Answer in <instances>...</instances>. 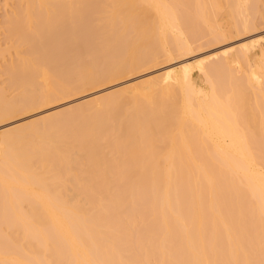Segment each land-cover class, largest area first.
I'll use <instances>...</instances> for the list:
<instances>
[{
  "label": "bare ground",
  "instance_id": "bare-ground-1",
  "mask_svg": "<svg viewBox=\"0 0 264 264\" xmlns=\"http://www.w3.org/2000/svg\"><path fill=\"white\" fill-rule=\"evenodd\" d=\"M261 1L7 0L29 49L0 45V124L251 33ZM212 59L0 132V264H264V46Z\"/></svg>",
  "mask_w": 264,
  "mask_h": 264
},
{
  "label": "rangeland",
  "instance_id": "rangeland-1",
  "mask_svg": "<svg viewBox=\"0 0 264 264\" xmlns=\"http://www.w3.org/2000/svg\"><path fill=\"white\" fill-rule=\"evenodd\" d=\"M18 1L19 0H9V3L10 4H15V2H18ZM6 5L9 6V4L7 3V0H0V26L3 27V28L5 27L3 25L4 24V22H3L4 21V17H6L7 16L6 14H8V12L10 11V6L7 7ZM258 6H259L261 11H264V0L259 2ZM256 13H257L256 18H257V24H258L257 29L258 30L256 29V30L252 31L251 33L250 32L247 33V34L245 33L246 35L242 34V35H240L238 37H234L233 35H231V36L229 35L228 36L229 38H227L226 40L221 42V44L217 43V45H216L215 43H213V44L210 43L213 46L210 45L209 43H208L209 45L205 44V43H207V41L203 40L200 43L196 44L197 46H195V47L197 49L196 48H195L196 50L194 49L195 53L192 52L189 55L182 56V57L180 56V58L177 57L178 59H173V60H170L168 62H167L166 59H162V61L160 60L161 64L159 62L160 66L157 64L158 66L155 65L156 67H154V68L150 67L149 69H146L147 71L145 70V72H143V73H140L138 75L136 74V76H134V77H130L129 78V76H128V78L126 77V78H124V80H121L120 82L117 81L116 83L114 82V84L110 83L111 85L107 84L104 87L100 86L98 88L97 87L93 88V90L91 89L92 91L91 90L90 91L87 90V91H84L83 93H80V94H77V95H74V96L72 95L74 98L73 97L72 98L69 97L71 100L68 97L59 98L61 100L60 103H59V101L56 100L55 105H54V103H51L50 107H49V105H46L45 106L46 109L43 107L44 109L41 108V110L39 109L40 111H37V112L35 111V112H33L32 114H29V115L28 114L24 115V116L21 115L20 117L18 116L14 120L11 119V121H9V122L0 124V132H3V131L5 132L6 130L13 129V128H15L17 126H20V125H26V124H28V123H30L32 121H35V120H37V119H39L41 117H44V116H51V115L57 114L59 112L61 113L62 111L64 112L65 110L67 111V110H69V109L81 104L85 100L92 98L93 96L94 97L95 96H100V95L109 93L111 91L113 92V91H116V90L123 89L124 87H127V86H132V85L135 86V84H137V83L140 84V81H142L143 79H146V78H147L146 80H149V79H151V77H152V79H154L155 78L154 76L161 77L162 73H163L162 74V76H163L165 74L164 72L168 71L169 68H173L174 65L178 66V64H180L181 66H183V65H185L187 63L192 62V60L193 61H196V60H199V59H201V60H209V59H212V58H213L212 60H214V59H217L218 57L220 58V57H222V54L226 53L230 49H237L242 43H244L246 41L248 42V41H251V40H259L262 43V45L264 46V19H262L261 15L258 12H256ZM261 13H264V12H261ZM226 22H228V21H226ZM228 23H226L227 24L226 26H228ZM3 28L0 29V31H1L0 32L1 33L0 34V45H1L2 49H4V50L8 49V46L9 45L11 46V44L12 45L16 44V46H20V49H22V50L29 49V45L28 44H22L23 41L21 39H18V38L13 39L12 41L9 40L11 42V44H10L9 41H7L6 37L4 35H2V32L4 31ZM199 45L203 46V48L200 47ZM197 50H198V52H196ZM5 55H6L5 57H7V58L9 57L7 52L5 53ZM216 56H218V57H216ZM7 58H6V60H7ZM164 61L167 62V64ZM172 61H174V62H172ZM0 62H1L0 63V69H1V66H3V65L5 66L4 58L1 57ZM194 69L195 70H193V72L195 73V75H197L196 67H194ZM8 80H9V78H8L7 75L1 76V80L0 81H1V83L2 82L3 83L0 86L3 87V88H7L8 87L7 85H8V82H9ZM198 80H199L200 83L202 82V81H200L201 79H198ZM7 90H8V92H7L8 97L10 96L9 94H11V96L9 98H12L13 96H16V94H18V91L16 93L15 90H12L10 88L7 89ZM67 98H68V100H67ZM56 103H58V104H56ZM141 229H142V225H140L138 227V230H141ZM135 235H137V234L135 233Z\"/></svg>",
  "mask_w": 264,
  "mask_h": 264
}]
</instances>
